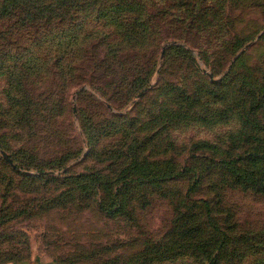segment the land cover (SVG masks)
<instances>
[{"label": "rangeland", "instance_id": "374dc122", "mask_svg": "<svg viewBox=\"0 0 264 264\" xmlns=\"http://www.w3.org/2000/svg\"><path fill=\"white\" fill-rule=\"evenodd\" d=\"M233 158L264 167V0H0V263L264 264Z\"/></svg>", "mask_w": 264, "mask_h": 264}, {"label": "trees", "instance_id": "16d2710c", "mask_svg": "<svg viewBox=\"0 0 264 264\" xmlns=\"http://www.w3.org/2000/svg\"><path fill=\"white\" fill-rule=\"evenodd\" d=\"M189 32L188 28L185 26V32ZM90 56L92 59V65L95 68H98L102 65L105 69H110L111 78L108 79L107 83L109 84L110 88L112 89L111 94H116L121 96L125 92V81L131 77L129 66L126 63L127 57L114 54L112 57V61L116 62L113 63L110 60L102 58L101 60L96 58V54L91 52ZM89 80V77H85ZM93 83V81H92ZM252 158V157H250ZM235 163V166L231 169L234 176V184H238L241 186L252 187L257 189L258 191H264V167L261 171H256L253 168L248 167L246 163L241 162L237 158L232 159ZM239 162L242 163L244 166H239ZM243 178V179H242ZM202 207L207 213L209 218V222L214 224L213 219H211V203L208 199L202 200ZM216 229L218 226H215ZM227 236V235H225ZM159 252H157L158 254ZM23 259H16V260H7V262H18ZM155 259L153 258L149 263L153 262ZM6 261V260H5ZM5 261L1 262L4 263ZM5 262V263H7Z\"/></svg>", "mask_w": 264, "mask_h": 264}, {"label": "crops", "instance_id": "0c3cea01", "mask_svg": "<svg viewBox=\"0 0 264 264\" xmlns=\"http://www.w3.org/2000/svg\"><path fill=\"white\" fill-rule=\"evenodd\" d=\"M0 264H28V263L24 261V262H7V263H0Z\"/></svg>", "mask_w": 264, "mask_h": 264}, {"label": "water", "instance_id": "95a60500", "mask_svg": "<svg viewBox=\"0 0 264 264\" xmlns=\"http://www.w3.org/2000/svg\"><path fill=\"white\" fill-rule=\"evenodd\" d=\"M164 54V49H163V53H162V55Z\"/></svg>", "mask_w": 264, "mask_h": 264}]
</instances>
